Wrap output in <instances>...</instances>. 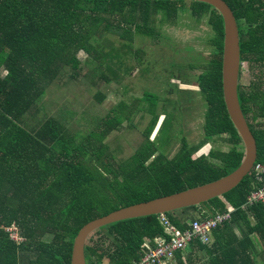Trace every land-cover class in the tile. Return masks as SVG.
<instances>
[{
	"label": "trees",
	"instance_id": "obj_1",
	"mask_svg": "<svg viewBox=\"0 0 264 264\" xmlns=\"http://www.w3.org/2000/svg\"><path fill=\"white\" fill-rule=\"evenodd\" d=\"M223 1L238 28L240 21L245 27L239 37L242 62H247L255 79L244 87L241 68L239 101L256 139L257 163L264 164V0ZM180 10L188 12L195 23L207 18L213 32L208 62L189 63V68L199 72L180 79L192 80L195 92L206 103L203 135L225 136L222 140L232 144L228 151L209 150L197 158L193 151L199 143L190 144L181 136L174 156L159 154L147 164L157 149L149 137L157 120L158 97L150 87L141 95L146 104L142 110L151 116L149 126L142 130L144 146L124 162L117 160L110 145L135 113L138 99H133L134 93L111 110L101 107L102 116L83 113L80 121L89 126L78 134L67 128L60 115L41 116L39 105L49 87L66 69L73 81L81 72L80 53L89 59L87 63L94 64L90 86L83 90L91 93L93 89L91 98L101 105L105 96L98 81L108 80L101 72L105 62L102 48L104 42L112 43L106 36L118 37L128 45L137 37L155 42L160 36L155 28L158 14L165 17L161 22L175 25ZM222 44L221 17L206 3L0 0V264H70L73 239L88 222L219 179L239 168L244 150L223 102ZM131 52L137 58L145 57L142 49ZM163 62L160 59L155 64ZM73 115L69 111L67 119ZM263 181L253 167L235 189L208 201L209 210L200 216L230 213L231 219L214 231L211 245L193 240L178 251L177 263L264 264V206L248 203L251 195L263 188ZM176 212L164 216L177 229H188V219L176 217ZM13 225L18 228L16 240L6 230ZM95 233L101 235L99 239L89 236L84 247L87 264H132L142 256L143 243L153 244L154 239L165 236L160 215L117 222Z\"/></svg>",
	"mask_w": 264,
	"mask_h": 264
},
{
	"label": "rangeland",
	"instance_id": "obj_2",
	"mask_svg": "<svg viewBox=\"0 0 264 264\" xmlns=\"http://www.w3.org/2000/svg\"><path fill=\"white\" fill-rule=\"evenodd\" d=\"M159 19L165 20L162 13L158 14L157 24L155 23V28L160 31V36L155 42L148 37H137L131 43L132 45H128L129 43L121 41L118 37L106 36L105 40L112 43L108 45V42H104L105 48H102L105 62L101 72L108 77V80L98 81L99 90L105 96L101 105H97L91 98L93 89L91 93L83 90L90 86V72L94 64L87 63L89 59L80 53L78 57L83 68L74 79L75 82L66 69L61 74V78L49 87L46 96L40 102L41 116L60 115L65 120L67 128L78 134L81 133L79 131L89 126V123L80 121L83 113L94 118L102 116L101 107L104 111L111 110L126 95L134 93L133 99H138L133 106L135 113L130 121L123 124L122 131L115 134L110 145L117 155V160L124 162L136 149L144 146L145 138L142 130L146 129L145 126H149L151 116H147L145 113L148 112L142 110L146 104L141 100V95L150 87L158 97L157 120L149 137L157 149L150 156L147 164L159 154L174 156L179 148L178 139L181 136L185 137L190 144L199 143L198 148L193 151V156L197 158L201 154L206 155L209 150L228 151L232 144L222 140L221 137L225 136L219 138V136L206 137L203 135L202 126L205 125L206 103L200 98V94L195 92L197 89L192 86V80L180 79L194 77L199 70L189 68L188 64L206 63L213 52V47L208 42L213 32L207 24V18L195 23L188 16V12L180 10L175 25H171L170 22L168 24L166 21L161 22ZM240 29L241 24L239 23ZM156 43L160 45L157 47ZM130 47L133 48L130 50ZM133 49H142L145 57L137 58L134 52H131ZM117 55H119L118 58ZM160 59L164 62L155 64ZM254 71L257 72L256 69ZM254 79L251 69L243 67L240 83L244 87H249ZM69 111L74 112L70 121L67 119ZM247 116L250 118L249 115ZM207 159L215 162L209 157ZM208 207L207 202L202 203L198 210H187L181 213L180 217H178L180 212H176V215L178 214L176 217L188 220L197 218L200 213L208 211ZM90 236L96 240L101 235L94 232ZM258 249H261L260 245ZM104 262L108 263V259L105 258Z\"/></svg>",
	"mask_w": 264,
	"mask_h": 264
},
{
	"label": "water",
	"instance_id": "obj_3",
	"mask_svg": "<svg viewBox=\"0 0 264 264\" xmlns=\"http://www.w3.org/2000/svg\"><path fill=\"white\" fill-rule=\"evenodd\" d=\"M171 1L206 3L215 9L221 17L223 27L221 58L223 102L228 117H230L241 139L244 158L239 168L219 179L202 183V185L168 196H162L150 201L131 205L88 222L79 230L73 239L70 264H87L84 253L86 240L99 229L129 219L167 214L185 208L195 207L210 200L222 197L240 185V182L249 174L257 161L258 148L256 139L249 127L239 101V80L243 62L239 46L237 21L232 11L223 0Z\"/></svg>",
	"mask_w": 264,
	"mask_h": 264
},
{
	"label": "built area",
	"instance_id": "obj_4",
	"mask_svg": "<svg viewBox=\"0 0 264 264\" xmlns=\"http://www.w3.org/2000/svg\"><path fill=\"white\" fill-rule=\"evenodd\" d=\"M254 170H256L258 178L264 177V164L256 163ZM259 202L263 203L264 206V185L259 192L253 193L248 201L251 205ZM160 219L164 226V238L154 239L153 244L143 243L142 256L132 264H171L175 259V254L187 248L193 240L201 245H211L214 241V231L230 220L231 214L221 213L206 218L198 216L187 223L188 229L184 231L171 225L164 215H160ZM6 230L10 232V238L18 239L16 226L7 227Z\"/></svg>",
	"mask_w": 264,
	"mask_h": 264
},
{
	"label": "crops",
	"instance_id": "obj_5",
	"mask_svg": "<svg viewBox=\"0 0 264 264\" xmlns=\"http://www.w3.org/2000/svg\"><path fill=\"white\" fill-rule=\"evenodd\" d=\"M240 23H241V30H239V37L242 35V33L243 32H245V27H244V25H243V21H240ZM243 30V31H242ZM248 64H247V62H245L244 63V68H246V67H248L247 66ZM149 91V90H148ZM180 212V211H179ZM179 215H178V217H180V216H182V214H181V212L180 213H178ZM161 215H165V214H161ZM197 242V241H196ZM198 243V242H197ZM140 259V258H139ZM135 261H137V260H135ZM134 262V261H133ZM171 264H178L177 263V261L175 260V259H173V261H172V263Z\"/></svg>",
	"mask_w": 264,
	"mask_h": 264
},
{
	"label": "clouds",
	"instance_id": "obj_6",
	"mask_svg": "<svg viewBox=\"0 0 264 264\" xmlns=\"http://www.w3.org/2000/svg\"><path fill=\"white\" fill-rule=\"evenodd\" d=\"M166 23H168V22H166ZM168 24H169V23H168ZM237 26H238V22H237ZM238 31H239V28H238ZM239 41H240V38H239ZM244 63H245V62H243L242 66H241L242 70H243ZM256 163H257V161H256ZM256 163H255V164H256ZM255 164H254V165H255ZM192 220H194V218L188 220V222H190V221H192ZM188 222H187V223H188Z\"/></svg>",
	"mask_w": 264,
	"mask_h": 264
},
{
	"label": "flooded vegetation",
	"instance_id": "obj_7",
	"mask_svg": "<svg viewBox=\"0 0 264 264\" xmlns=\"http://www.w3.org/2000/svg\"><path fill=\"white\" fill-rule=\"evenodd\" d=\"M156 24H157V22H156Z\"/></svg>",
	"mask_w": 264,
	"mask_h": 264
}]
</instances>
